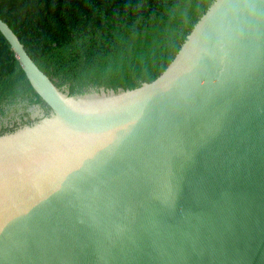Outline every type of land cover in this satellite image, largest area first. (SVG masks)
Listing matches in <instances>:
<instances>
[{"label": "water", "instance_id": "obj_1", "mask_svg": "<svg viewBox=\"0 0 264 264\" xmlns=\"http://www.w3.org/2000/svg\"><path fill=\"white\" fill-rule=\"evenodd\" d=\"M0 33L50 110L0 135V264H264V0L132 91L72 96Z\"/></svg>", "mask_w": 264, "mask_h": 264}, {"label": "trees", "instance_id": "obj_2", "mask_svg": "<svg viewBox=\"0 0 264 264\" xmlns=\"http://www.w3.org/2000/svg\"><path fill=\"white\" fill-rule=\"evenodd\" d=\"M214 1L0 0V19L44 74L77 96L155 81ZM24 103L49 114L0 33L2 127L9 109Z\"/></svg>", "mask_w": 264, "mask_h": 264}, {"label": "flooded vegetation", "instance_id": "obj_3", "mask_svg": "<svg viewBox=\"0 0 264 264\" xmlns=\"http://www.w3.org/2000/svg\"><path fill=\"white\" fill-rule=\"evenodd\" d=\"M35 107H39V105H35V106H30L28 107V105H26V103L24 104H20L17 107H13L11 109H9V118L6 120H10L9 124L7 122V125L5 124L4 127H2V124H0V132L4 131V130H9V129H20L26 125H32L35 122L38 121L39 117H38V112L40 110L43 111V109L40 107L38 110L35 109Z\"/></svg>", "mask_w": 264, "mask_h": 264}, {"label": "rangeland", "instance_id": "obj_4", "mask_svg": "<svg viewBox=\"0 0 264 264\" xmlns=\"http://www.w3.org/2000/svg\"><path fill=\"white\" fill-rule=\"evenodd\" d=\"M3 121H4V123L6 122L5 124L7 125V121H9V120H3Z\"/></svg>", "mask_w": 264, "mask_h": 264}]
</instances>
